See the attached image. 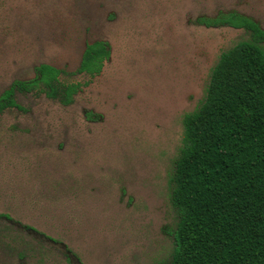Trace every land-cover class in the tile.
Wrapping results in <instances>:
<instances>
[{"label":"rangeland","instance_id":"obj_1","mask_svg":"<svg viewBox=\"0 0 264 264\" xmlns=\"http://www.w3.org/2000/svg\"><path fill=\"white\" fill-rule=\"evenodd\" d=\"M230 14L264 30V0H0V96L41 64L71 74L87 45L109 47L99 75L63 78L87 83L70 106L24 94L0 114V215L17 224L0 220V264L169 262L183 118L249 40L201 21Z\"/></svg>","mask_w":264,"mask_h":264},{"label":"trees","instance_id":"obj_2","mask_svg":"<svg viewBox=\"0 0 264 264\" xmlns=\"http://www.w3.org/2000/svg\"><path fill=\"white\" fill-rule=\"evenodd\" d=\"M201 24L243 30L249 40L220 56L204 100L183 118L181 147L168 181L177 216L174 248L163 264H264V30L234 14ZM108 58V45L95 42L86 46L71 74L39 65L32 79L14 81L1 94L0 114L16 108V96L24 94H43L70 106L87 83L63 78L95 77ZM0 220L17 226L8 216ZM19 228L43 243L51 241L32 228ZM71 257L65 252L66 264H74Z\"/></svg>","mask_w":264,"mask_h":264}]
</instances>
